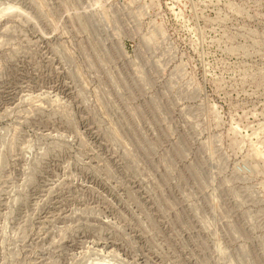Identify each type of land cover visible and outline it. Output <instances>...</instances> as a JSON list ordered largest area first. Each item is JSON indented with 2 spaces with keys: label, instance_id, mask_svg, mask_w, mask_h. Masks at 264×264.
<instances>
[{
  "label": "rangeland",
  "instance_id": "1",
  "mask_svg": "<svg viewBox=\"0 0 264 264\" xmlns=\"http://www.w3.org/2000/svg\"><path fill=\"white\" fill-rule=\"evenodd\" d=\"M0 264H264V0H0Z\"/></svg>",
  "mask_w": 264,
  "mask_h": 264
}]
</instances>
